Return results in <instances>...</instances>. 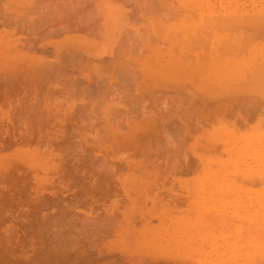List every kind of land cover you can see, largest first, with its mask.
<instances>
[{"label":"rangeland","instance_id":"obj_1","mask_svg":"<svg viewBox=\"0 0 264 264\" xmlns=\"http://www.w3.org/2000/svg\"><path fill=\"white\" fill-rule=\"evenodd\" d=\"M261 19L0 0V264H264Z\"/></svg>","mask_w":264,"mask_h":264},{"label":"bare ground","instance_id":"obj_2","mask_svg":"<svg viewBox=\"0 0 264 264\" xmlns=\"http://www.w3.org/2000/svg\"><path fill=\"white\" fill-rule=\"evenodd\" d=\"M95 1V0H94ZM129 1V0H128ZM143 1V0H142ZM131 2V1H130ZM133 4H135V3H133ZM136 4H137V2H136ZM134 6V5H133ZM33 7V6H32ZM37 7V6H36ZM128 7V6H127ZM140 7V6H139ZM141 8V7H140ZM219 8V7H218ZM217 8V9H218ZM134 9V8H133ZM42 10V9H41ZM219 10H222V9H220L219 8ZM136 11H137V9H136ZM139 12V11H138ZM221 12V11H220ZM219 13V12H218ZM217 14V13H216ZM132 15V14H131ZM218 15V14H217ZM129 16V15H128ZM262 16V15H261ZM143 17V16H142ZM147 17V16H146ZM204 17V16H203ZM220 17H222V15L220 14L219 15V18H217V19H219L220 21L222 20V19H225V18H221L220 19ZM123 18V17H122ZM215 18V17H214ZM259 18V17H258ZM262 18V17H261ZM39 20V19H38ZM123 20V19H122ZM138 20V19H137ZM209 20V19H208ZM211 20V19H210ZM226 20V19H225ZM225 20H222L223 22L225 21ZM238 20V19H237ZM51 21V20H50ZM132 21V20H131ZM258 23H259V26H261V27H264V23H260V21H258V20H256ZM261 21H263L262 19H261ZM35 22V21H34ZM128 22V21H127ZM199 22H202V21H199ZM223 22H221V23H223ZM236 22V21H235ZM257 22H255L256 24H258ZM264 22V21H263ZM125 23V22H124ZM208 24V23H207ZM207 24H205V25H207ZM225 24H226V22H225ZM248 24V23H247ZM252 24V23H251ZM261 24H263V25H261ZM224 25V24H223ZM252 25H254V24H252ZM124 26V25H123ZM258 26V27H259ZM130 29V28H129ZM263 31H264V29H263ZM60 32V31H59ZM122 32V31H121ZM247 32V31H246ZM244 35V34H243ZM127 36V35H126ZM132 37V36H131ZM241 39V38H240ZM243 40V39H242ZM104 41V40H103ZM250 41V40H249ZM107 42V41H106ZM245 42V41H244ZM104 43V42H103ZM135 43V42H134ZM177 43V42H176ZM182 43V42H181ZM184 44V43H183ZM244 44H246V43H244ZM185 45H186V43H185ZM261 45H263V44H261ZM22 46V45H21ZM177 46H178V44H177ZM230 46V45H229ZM84 47V46H83ZM191 47V46H190ZM255 47V46H254ZM257 48H258V46H256ZM256 47L253 49V54L254 53H257V52H260V50H261V48H259V49H256ZM264 47V46H263ZM129 48V47H128ZM133 48V47H132ZM205 48V47H204ZM256 49V50H255ZM82 50V49H81ZM115 50V49H114ZM140 50V49H139ZM204 50V49H203ZM246 50V49H245ZM86 52H87V50H86ZM130 52V51H129ZM137 52V51H136ZM124 53V52H123ZM220 54H221V56L223 55V53H226L225 51H221V52H219ZM81 54H83V53H81ZM141 54V53H140ZM92 55V54H91ZM239 55V54H238ZM107 56V55H106ZM114 56V55H113ZM249 56V55H248ZM73 57V56H72ZM116 57V56H115ZM132 57V56H131ZM70 58V57H69ZM89 58H92V57H89ZM88 58V59H89ZM110 58V57H109ZM111 58H112V56H111ZM241 58V57H240ZM93 59V58H92ZM100 60H101V57L99 58ZM106 59V58H105ZM131 60V59H130ZM202 60V59H201ZM70 61H72V60H70ZM94 61V60H93ZM102 61V60H101ZM116 61V60H115ZM119 60H117V62H118ZM132 61V60H131ZM262 61V60H261ZM120 62V61H119ZM110 63H112V62H110ZM102 66H103V64H101ZM114 66V63H113V65H112V67ZM257 66V65H256ZM111 67V68H112ZM251 67V66H250ZM188 68V67H187ZM81 69V68H80ZM104 69V68H103ZM90 71H91V69H90ZM98 71L96 70L94 73H97ZM104 72V71H103ZM107 72V71H106ZM113 72V71H112ZM262 72H263V75H264V66H257V67H255V68H253V67H251V68H247V69H244V70H242V72H236V71H234L233 72V76L234 77H236V75H248V77H249V75H250V78L251 79H253V78H255V77H258V75L259 76H261V74H262ZM114 73V72H113ZM120 73V72H119ZM107 74H108V72H107ZM130 74V73H129ZM111 75V74H110ZM232 75V74H231ZM116 76V75H115ZM228 76V75H227ZM247 77V78H248ZM262 77V76H261ZM261 77L259 78V80L261 79ZM264 78V76L262 77V79ZM121 79V78H120ZM113 80V79H112ZM248 80V79H247ZM246 80V81H247ZM258 80V79H257ZM250 81L251 83L252 82H254L252 85L254 86L255 85V82H257L256 83V87H257V89L256 88H254V90H258V86H260V85H258L257 86V84H258V81ZM118 81V80H117ZM261 81V80H260ZM263 82H264V79L262 80ZM263 82H260V83H262L263 84ZM125 83V82H124ZM92 84V83H91ZM90 84V85H91ZM253 86H252V89H253ZM263 86V85H262ZM255 87V86H254ZM264 87V86H263ZM262 88V87H261ZM87 89V88H86ZM263 89V88H262ZM264 91V90H263ZM262 91V92H263ZM91 92V91H90ZM254 92H256V91H254ZM96 93H98V92H96ZM258 93V92H257ZM94 95H96V94H94ZM93 95V96H94ZM89 97V96H88ZM90 98V97H89ZM131 100V99H130ZM77 104V103H76ZM78 105V104H77ZM262 140V139H261ZM201 150V149H200ZM47 232V231H46ZM57 239V238H56ZM58 242V241H57ZM89 242V241H88Z\"/></svg>","mask_w":264,"mask_h":264}]
</instances>
